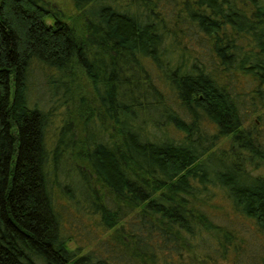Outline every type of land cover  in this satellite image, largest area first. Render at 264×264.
<instances>
[{"label":"trees","instance_id":"1","mask_svg":"<svg viewBox=\"0 0 264 264\" xmlns=\"http://www.w3.org/2000/svg\"><path fill=\"white\" fill-rule=\"evenodd\" d=\"M72 1L0 0V264H264L219 214L264 236L262 116L245 125L264 108V0ZM35 67L68 116L53 150ZM61 150L86 199L55 194ZM69 204L96 221L86 251Z\"/></svg>","mask_w":264,"mask_h":264},{"label":"rangeland","instance_id":"2","mask_svg":"<svg viewBox=\"0 0 264 264\" xmlns=\"http://www.w3.org/2000/svg\"><path fill=\"white\" fill-rule=\"evenodd\" d=\"M49 1L56 9H60L63 13H65L67 17L68 16L74 17L78 14V11L75 8L74 2L72 0H49ZM47 77H48V74L45 71V69H41L37 67L33 68L31 78H30V81H31L30 95L33 100H38L43 107H45L48 110H52L51 116L49 119L47 135H48V140L50 143V149L53 150L55 147V141L57 138V134L60 130V126L64 124V120L68 119V116L65 113V107L61 104L59 95H53V92L51 91ZM80 81L83 83V86L85 87L86 85L85 82L88 80L85 78L84 75H82L80 77ZM88 88L86 87L84 89V92L88 93L89 95L88 98H89L90 105L97 108L98 105H97V102L95 101L94 94L90 92L92 91V89L91 88L88 89ZM246 99H249V98H246ZM75 107L76 106H74V108L72 107L73 108L72 110L76 114L77 107L76 108ZM258 115L262 116V120L259 121L258 127L264 128V108L261 111L257 112L256 114H254L250 120H247L245 122V125L253 126L252 120L258 119ZM82 123L83 121L80 118L76 119V132H75L76 141H77L76 151H77V148L79 149L80 146H82V143L80 142H81V138L83 137L84 133L83 131L82 133H80V130H78L80 128L77 127V125L81 127ZM99 124H100V121L98 120V127H99ZM91 127L94 128V127H97V125L95 124V125H92ZM95 131H96V128H95ZM228 141L229 140L227 138H224L222 141H220V143L217 146L220 148L228 147L227 145ZM67 148L71 149V143L69 146H67ZM61 151L62 152L59 154V158L61 157V159H63V157L65 155L67 156L68 154L63 152V150ZM68 158H64L61 162V166H59L56 169V176L54 175V184L56 187L55 194L60 197L65 196L60 193L61 189H59V186L64 188L67 182H69L76 189L77 195L82 197V200L86 199L85 192L87 189H86L85 184H83L81 177L78 174L79 170L75 164L77 162L71 159L72 155H71V158L69 156ZM74 168H76L78 171L74 170ZM91 181H94V179H92ZM94 183L92 184V186L96 185L95 187L98 189L97 194L99 195V192H100L101 195L106 194L105 197H108L107 190H105V188H103L100 184L98 183L94 184ZM90 190L93 191L92 189ZM68 192L71 193L72 192L71 189H69ZM217 199H224V198H222L221 195L218 194ZM64 203H66V201H64ZM84 205H87V203L85 202ZM61 207H62L61 208L62 212L66 216V218L64 219L63 230L65 233H67L74 239V241L70 242L71 247L74 248L77 245H82L83 251H86L92 246V243L91 245H88L86 241L95 242L98 238L96 237V231L98 230V228L96 226L95 219L93 217L91 218L90 214L85 215V212L78 211L71 204L61 206ZM219 214L220 216L222 215L223 219H225V222H229L230 224H233L235 227H237L240 230L239 231L241 235L240 237L241 239H244L242 243L244 244L246 250H250L251 252V250L254 249V247H257L259 248V251H261V249L264 247V236H260L256 234L255 230L257 229L255 227L253 231L247 228L240 229L241 224L239 222H241L240 221L241 219L238 220V218L235 215L233 214L229 215L228 212L226 213L227 215L221 214L220 212ZM231 261H232V258H229L227 262L231 263Z\"/></svg>","mask_w":264,"mask_h":264}]
</instances>
